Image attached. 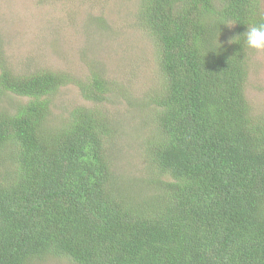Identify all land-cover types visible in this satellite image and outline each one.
<instances>
[{
  "label": "trees",
  "instance_id": "1",
  "mask_svg": "<svg viewBox=\"0 0 264 264\" xmlns=\"http://www.w3.org/2000/svg\"><path fill=\"white\" fill-rule=\"evenodd\" d=\"M136 22L163 82L138 193L112 171L99 111L76 106L50 124L61 86L100 103L110 83L16 75L0 58V103L26 99L0 104V264H264V124L244 94L243 36L264 23L260 0H138Z\"/></svg>",
  "mask_w": 264,
  "mask_h": 264
},
{
  "label": "rangeland",
  "instance_id": "2",
  "mask_svg": "<svg viewBox=\"0 0 264 264\" xmlns=\"http://www.w3.org/2000/svg\"><path fill=\"white\" fill-rule=\"evenodd\" d=\"M137 7L138 0H0V58L13 74L49 70L85 82L95 73L110 83L112 92L100 103L85 100L73 81L61 86L50 97V124L76 106L99 111L113 133L112 171L136 193L146 177L148 103L163 83L151 37L136 22ZM260 7L264 12V0ZM244 87L250 116L264 124V50L247 48ZM25 100L9 95L0 104ZM31 264L73 263L47 257Z\"/></svg>",
  "mask_w": 264,
  "mask_h": 264
},
{
  "label": "clouds",
  "instance_id": "3",
  "mask_svg": "<svg viewBox=\"0 0 264 264\" xmlns=\"http://www.w3.org/2000/svg\"><path fill=\"white\" fill-rule=\"evenodd\" d=\"M244 44L249 49L264 50V23L253 24L243 33ZM217 50V49H216Z\"/></svg>",
  "mask_w": 264,
  "mask_h": 264
}]
</instances>
